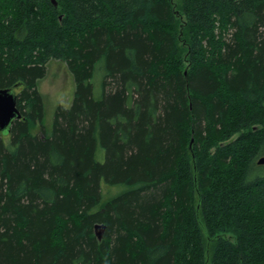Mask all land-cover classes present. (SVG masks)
Segmentation results:
<instances>
[{
  "label": "trees",
  "instance_id": "obj_1",
  "mask_svg": "<svg viewBox=\"0 0 264 264\" xmlns=\"http://www.w3.org/2000/svg\"><path fill=\"white\" fill-rule=\"evenodd\" d=\"M55 1L0 0V264H264V0Z\"/></svg>",
  "mask_w": 264,
  "mask_h": 264
},
{
  "label": "rangeland",
  "instance_id": "obj_2",
  "mask_svg": "<svg viewBox=\"0 0 264 264\" xmlns=\"http://www.w3.org/2000/svg\"><path fill=\"white\" fill-rule=\"evenodd\" d=\"M38 86L44 95L46 109L45 121L50 129L57 105L59 103L66 106L70 104L74 90V82L66 65L60 61H53L48 66L47 75L39 81ZM38 130L39 126H36L34 133L38 132ZM124 189L125 187L122 185L109 186L103 184L102 199L104 201L108 200Z\"/></svg>",
  "mask_w": 264,
  "mask_h": 264
},
{
  "label": "water",
  "instance_id": "obj_3",
  "mask_svg": "<svg viewBox=\"0 0 264 264\" xmlns=\"http://www.w3.org/2000/svg\"><path fill=\"white\" fill-rule=\"evenodd\" d=\"M55 5L57 2L53 0ZM15 87H3L0 88V134L9 133L11 126L15 119L22 117V113L17 106V91ZM259 163H264V157L260 159ZM103 231V225H96V235L101 238Z\"/></svg>",
  "mask_w": 264,
  "mask_h": 264
}]
</instances>
